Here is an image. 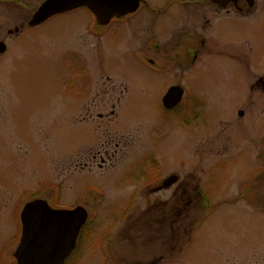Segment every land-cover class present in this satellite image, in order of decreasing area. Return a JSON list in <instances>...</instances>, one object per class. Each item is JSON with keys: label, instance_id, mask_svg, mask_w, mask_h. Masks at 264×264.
Wrapping results in <instances>:
<instances>
[{"label": "rangeland", "instance_id": "rangeland-1", "mask_svg": "<svg viewBox=\"0 0 264 264\" xmlns=\"http://www.w3.org/2000/svg\"><path fill=\"white\" fill-rule=\"evenodd\" d=\"M202 1L145 0L109 30L88 31L95 19L79 9L6 33L0 264L15 262L21 214L35 199L89 214L66 264H264V95H244V66L222 61L217 45L238 53L246 36L264 57V19L216 22L213 54L192 68L187 34L212 9ZM0 15L14 31L17 16ZM175 86L191 98L166 111ZM170 177L173 186L158 188Z\"/></svg>", "mask_w": 264, "mask_h": 264}, {"label": "water", "instance_id": "water-1", "mask_svg": "<svg viewBox=\"0 0 264 264\" xmlns=\"http://www.w3.org/2000/svg\"><path fill=\"white\" fill-rule=\"evenodd\" d=\"M222 10L239 0H210ZM142 0H47L35 13L31 26L45 23L51 18L86 8L107 25L115 17L136 13ZM5 46H1V51ZM183 90L171 88L163 99L167 110L182 101ZM89 219L87 210H53L47 202H30L21 214L22 238L15 253L17 264H65L77 246L81 230Z\"/></svg>", "mask_w": 264, "mask_h": 264}, {"label": "flooded vegetation", "instance_id": "flooded-vegetation-1", "mask_svg": "<svg viewBox=\"0 0 264 264\" xmlns=\"http://www.w3.org/2000/svg\"><path fill=\"white\" fill-rule=\"evenodd\" d=\"M46 1L47 0H41V1H38V0H0V13L2 11H5L10 16L14 14L17 16L15 20L13 21L16 23V26L14 27L15 28L14 31L10 28L11 26H7L6 28H4L5 30L0 27V58L4 56L8 51L7 44L4 42L5 40L4 36L6 35V33L9 36L13 35V33H16V35L23 34L25 31L36 29L49 21L48 20L41 25L31 26V22L33 20L35 13L39 10V8ZM201 3L212 7V9L205 10L203 15L201 16V22L197 25L193 24V26H191V30L187 34V38L185 42L187 44L186 51L188 53L187 63L192 68H193V65H196L200 59L203 58L204 60V57H206L207 54L209 53L210 55L213 54L212 51L208 50L207 47L209 45V40H208L209 33H211L209 31L213 30L214 24L216 22L222 21L227 16L232 17L233 14H234L233 17L237 18V20L241 22V24H244V25H246L245 23H249L252 21L254 22L257 19L259 20L264 19V0H239L236 4L230 5L226 10H222L218 8L216 5L212 4L210 0H203ZM211 10H213V12ZM69 13H72V12H69ZM222 13H225V14L221 15ZM65 14H68V13H65ZM90 14L95 19V26L94 27L90 26L88 29V31L90 32H92L93 29L100 28V27L109 30L110 28H112L111 26L113 23H117V25H119L125 22L126 19H128L127 18L128 16H125L122 18L115 17L114 19L110 21L109 24L103 25L93 13L90 12ZM135 14H133V16ZM211 15L212 17H210ZM129 16H132V15H129ZM8 23L10 24V22ZM244 25L243 27H245ZM198 31L203 32L201 34L202 36L199 35L200 33L198 34ZM146 42L144 43V46H146V49L152 50L153 48L148 47L146 45ZM213 42H215L214 39H213ZM2 45L5 46L4 51H1ZM217 45L219 48L218 54L222 58V61L225 60L227 62L228 61L237 62L239 63L241 67L244 66V70L243 69L240 70L238 67L239 75L237 78L238 79L237 81H240V83L243 82L242 78L246 79V82H244L245 83L244 86L246 88L244 95H247V96L249 95L250 97H251V94H256V93L260 95H264V70L261 71V70L256 69L259 63L261 62L264 63V57H261V56L257 57V51L253 47V43L251 39L249 37L247 38L246 36H243L242 38H240V41L238 40L235 41V47L239 49L238 53H232L230 50L227 49V46H224L226 44H222L220 41L217 43ZM241 46L244 48V50L239 48ZM159 49H160V46H156L154 47L153 52L156 53L157 51H159ZM143 51H145V49ZM159 52L158 54H156L157 56L159 55ZM147 58L150 64L153 65L152 69L154 70L157 69L159 71L162 69L161 67H162L163 61L160 58H158L159 60H157L156 58L155 59H152L149 57ZM179 58L181 61L183 60L182 56H179ZM175 87H179V86H175ZM184 92L186 96L189 95L188 99L191 98L190 91H187L184 89ZM246 102L248 101L246 100ZM180 106L181 105H179L173 110H177ZM173 110H166V111H173ZM247 113H249L247 111V108L245 109L239 108L237 111L238 117L242 119L246 118ZM106 155H109L108 151L106 152ZM94 159L96 160L97 157H94ZM101 161L102 163H105L104 158H101ZM99 166L100 168L103 167V165H99ZM175 181H176L175 178L170 177L168 179L161 180L160 182L157 183V185L159 186L158 188L171 187L174 185ZM74 252L71 254V256L74 254ZM68 260L69 259L66 260L65 264L67 263Z\"/></svg>", "mask_w": 264, "mask_h": 264}, {"label": "bare ground", "instance_id": "bare-ground-1", "mask_svg": "<svg viewBox=\"0 0 264 264\" xmlns=\"http://www.w3.org/2000/svg\"><path fill=\"white\" fill-rule=\"evenodd\" d=\"M174 57V56H173ZM171 59H172V56H171ZM259 112V114H263L264 113V108L263 109H260V111H258Z\"/></svg>", "mask_w": 264, "mask_h": 264}]
</instances>
